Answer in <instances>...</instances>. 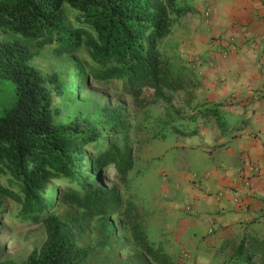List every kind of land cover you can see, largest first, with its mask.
Instances as JSON below:
<instances>
[{
	"label": "trees",
	"instance_id": "trees-1",
	"mask_svg": "<svg viewBox=\"0 0 264 264\" xmlns=\"http://www.w3.org/2000/svg\"><path fill=\"white\" fill-rule=\"evenodd\" d=\"M66 7L77 13L75 29L66 24ZM174 12L176 0H0V32L24 40L0 38V208L8 198L19 207V221L46 233L24 264H177L150 242L131 212H123L120 188L102 178L114 170L126 183L135 166L122 109L101 113L114 125L106 132L91 117L57 126L60 77L32 65L46 48L61 58L84 49L94 63L88 77L100 85L118 83L134 96L150 88L164 101L165 91L183 93L191 106L200 85L192 74L174 72L160 47ZM114 217L127 223L140 252L120 257ZM228 264H264V238L245 236Z\"/></svg>",
	"mask_w": 264,
	"mask_h": 264
},
{
	"label": "crops",
	"instance_id": "crops-1",
	"mask_svg": "<svg viewBox=\"0 0 264 264\" xmlns=\"http://www.w3.org/2000/svg\"><path fill=\"white\" fill-rule=\"evenodd\" d=\"M188 1L196 17L176 46L209 64L190 68L194 128L168 150L162 213L145 230L168 233L162 248L187 249L188 264H228L245 236L264 238V0Z\"/></svg>",
	"mask_w": 264,
	"mask_h": 264
},
{
	"label": "rangeland",
	"instance_id": "rangeland-1",
	"mask_svg": "<svg viewBox=\"0 0 264 264\" xmlns=\"http://www.w3.org/2000/svg\"><path fill=\"white\" fill-rule=\"evenodd\" d=\"M176 7L179 12L171 13V30L160 47L165 58L173 66L174 72L192 74L195 82L199 83L191 69L200 63L209 64L208 60L176 46L177 35L182 31V27L192 23L196 16L188 0H176ZM65 10L66 24L75 29L77 13L68 7ZM0 38L24 42L21 37L11 33L0 32ZM27 44L35 48L33 44ZM32 65L45 74H56L60 77L59 85L63 94L58 95L56 91L54 96V109L60 110L55 116L57 126L71 125L91 117L94 126L106 132L114 125L104 120L101 113L106 108L122 109L123 118L127 123L128 144L135 154V166L126 183L120 182L114 170H110L102 178L107 186L117 185L120 188L123 212H131L144 229L154 226V220L160 218L164 203L162 188L164 179L168 176L164 172L168 164V150L176 146L179 137L189 135L194 128L192 122L196 116L194 105L190 106L187 103L188 99L183 93L165 91L169 100L164 101L158 100L154 90L150 88H143L138 96H134L123 92L118 83H112L111 87L100 85L88 77V67L94 63L84 49L61 58L56 55L54 47L46 48ZM49 87L57 90L54 86ZM2 113L0 110V115ZM84 129L88 130V127L84 125ZM118 141L121 142V139ZM91 156L92 153L86 161V170L89 172L92 171L95 161ZM1 182L5 184V179ZM57 191L59 195L60 189ZM187 211H191L190 205L185 206V212ZM18 215V205L8 198H3V205L0 208V262L24 264L29 255L39 249L46 240L43 226L23 223L18 220ZM113 221L118 229L115 248L119 251L120 257L124 259L140 252L125 226L127 223L123 225L124 219L114 217ZM146 231L150 242L157 249L161 248L169 254L162 248L166 242L168 243L169 234L161 235L157 231ZM169 243L171 246L172 241ZM185 252L189 253L190 258L185 256ZM171 256L177 264L195 261L187 249H182L180 253Z\"/></svg>",
	"mask_w": 264,
	"mask_h": 264
},
{
	"label": "built area",
	"instance_id": "built-area-1",
	"mask_svg": "<svg viewBox=\"0 0 264 264\" xmlns=\"http://www.w3.org/2000/svg\"><path fill=\"white\" fill-rule=\"evenodd\" d=\"M210 14H211V11L209 10V8H208V10H206V14H205V16L206 17H210ZM222 53L223 54H226L227 53V50H222ZM214 233V228L212 227L211 229H210V231H209V234H213ZM185 256L186 257H189L190 258V255H189V253H187V252H185Z\"/></svg>",
	"mask_w": 264,
	"mask_h": 264
}]
</instances>
